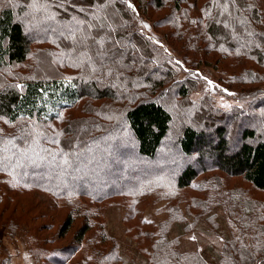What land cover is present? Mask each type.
<instances>
[{
	"label": "rangeland",
	"instance_id": "1",
	"mask_svg": "<svg viewBox=\"0 0 264 264\" xmlns=\"http://www.w3.org/2000/svg\"><path fill=\"white\" fill-rule=\"evenodd\" d=\"M14 1L17 0H0V10L10 3L14 8ZM145 1L149 6L144 8L145 11H137L136 15L130 13L131 19L146 40L148 38L151 43L158 45L168 56L170 64L166 63L172 67V80L175 78L177 84L185 85L188 90L186 99L178 97L180 86L167 89L163 94L161 104L173 115V124L159 159L137 162L134 141L127 130L123 114L115 116L113 112L117 107H105L103 102L87 98L74 109L63 112L61 123H57L56 127L68 128L72 126L71 121L78 118V124L74 126L78 135L84 136L85 130L93 126L90 122L98 123L101 128H109L110 131L104 139L85 142V147L76 150L68 164L64 162L62 165L56 154L46 163L42 150L32 144L23 149L9 142L3 144L0 146V264H23L22 260L26 261L25 264H60L61 261L152 264L154 246L165 227H169L168 237L175 244L182 262L187 264L189 256L198 253L209 264H219L223 241L230 238L227 221L230 218L237 219V208L241 210V205L249 201L253 209L260 210L264 216V192L254 189L242 177H227L215 164L219 150V129L224 134L227 143L225 154L229 157L237 153L243 143L255 145L264 142V64L257 65L253 60L232 54L225 57L218 48H210L209 37L202 40L201 51L194 49V42L188 44L165 24L173 9L170 0H164L167 5L160 10H157L153 1ZM204 1L186 0L184 7ZM27 2L29 4H20L14 9L26 35L35 42L27 61L12 66L5 74L20 80L72 78L79 73L74 67L84 60L82 58L75 62L74 66V59L68 55L71 51L69 41L49 30L51 26L59 27V22L67 18H59L48 7L51 4L57 13L61 9L66 14L74 9L73 14L84 18L88 13L90 19L91 10L99 9L98 1L74 0L64 9L56 8L53 2L58 3L57 0H50L46 11L40 10L45 2L40 1L35 7L32 6V0ZM247 2L250 4L249 9L257 6L261 10L260 21H264V0ZM116 5L114 3L106 9L112 19L115 17L114 12L121 20L109 19L113 27L121 25L125 18L118 13ZM78 8L83 11H78ZM242 10H245V6ZM49 13L55 15L56 19H48ZM260 21L252 26L264 34V22ZM144 24L149 27L144 28ZM129 32L127 28L123 33L129 35ZM112 35L116 39L117 35ZM229 42L224 38L216 40L217 44ZM122 43L126 45L124 50L127 53L123 62L131 56L129 62L133 71L139 73L138 76L149 71V77L154 81L164 78L160 72L164 71L161 64L165 60H161L153 43L147 46L140 39ZM74 56L75 53H72ZM107 105L119 104L115 102ZM107 115L114 116L108 120ZM88 117L95 121H88ZM4 124L0 119V127H5ZM188 127L205 135L200 154L191 158L185 157L179 146L182 134ZM245 131L255 132V139L244 141ZM81 140L84 141L83 137ZM23 152L28 155L21 156ZM189 167L201 172L190 188L177 191L174 197L151 193L137 201L133 200V192L157 179L153 178L156 172H162L160 176L166 178L161 185L163 192L169 194L176 179ZM13 183L19 185L12 186ZM56 189L83 190L98 196L108 192L111 195L100 202L80 201L79 197L73 205L59 198L54 191ZM233 192L238 193L237 203L229 201ZM171 199L174 202L181 201L177 211L168 204L167 200ZM74 208L83 216H90V222L95 225L82 246L74 242L81 230L82 220L74 221L69 231L64 229L68 215ZM234 208L236 213L230 215ZM236 223L239 224L238 221ZM193 236L195 240L190 238ZM37 238L43 244H39ZM53 254L51 259L47 258Z\"/></svg>",
	"mask_w": 264,
	"mask_h": 264
},
{
	"label": "trees",
	"instance_id": "2",
	"mask_svg": "<svg viewBox=\"0 0 264 264\" xmlns=\"http://www.w3.org/2000/svg\"><path fill=\"white\" fill-rule=\"evenodd\" d=\"M27 1H14V8L20 4H29ZM40 1L45 2V0ZM151 1L155 4L157 10L164 9L167 5L164 0ZM185 1L170 0L173 5L172 13L169 19L166 22L164 21L176 32L175 34L178 37L186 40L188 44L190 42V45L191 42H194L193 47L198 51H201L200 46L204 43L202 40L205 41V37H209L211 41H209L210 48L213 46L212 49L218 48L220 52L224 53L222 54L225 57L232 54L242 59L253 60L257 65L264 64V50L262 49L264 47V34L254 30V26H252L253 23L259 24L262 19L261 10L257 6L249 9L250 4L247 0H236L235 5L229 4L228 10L225 11L222 6L223 0H216V3L213 0H205L201 4L196 2L193 5L184 7ZM115 3L117 4L118 13L125 17L121 25H114L116 31L113 33L117 35L116 39L124 42L140 39L144 40L147 46L149 44L150 46L153 45L161 60H165L161 64L164 71L160 72L163 73L164 78L154 81L152 77H149V71L144 72L143 76H138L139 73L133 71L134 68L131 67L129 62L131 56L121 66H112L111 75L107 74L108 70L101 68L94 58L91 61H83L78 66L75 64L74 69H78L79 73L73 75L70 79L57 77L20 80L15 76H7L5 73L9 68L27 61L31 53V46L35 41L30 40L26 35L23 24L17 20L16 10L10 5L11 3L6 4L0 10V119L5 122V127H0V146L9 142L16 145L17 148L23 149L32 144V146L35 145L39 150H42L46 163L53 157V154H56L63 162L62 165L65 161L68 164L72 161L76 150L79 151L80 148L85 147V142L93 143L98 139H104L110 131L109 128H101L98 123L90 122L93 126L91 125L88 130H85L84 136L78 135L74 127L78 124V118L71 121L72 126L68 127L69 130L66 126L59 127L60 129L56 127L57 123H61L63 112L74 109L83 99L87 98L94 102H103L102 105L105 107H117L113 112L116 113L115 116L123 114L127 130L134 141L137 162H153L159 159L173 124V115L161 104L164 98L163 94L167 89L170 90L174 86H180L177 93L178 97L186 99L188 90L185 85L177 84L175 78L172 80L170 72L172 67L166 63L167 61L170 64L168 56L161 48L157 47L158 45L156 46L153 42L152 44L148 38L146 40V37L137 29L136 23L131 19L133 18L131 14L136 15L137 11L142 12L144 8L149 6L147 1L116 0ZM129 3L133 6L132 8L128 7ZM53 4L57 5L56 2H53ZM244 6L245 10H242ZM48 8L58 14L59 18L65 19L69 17L68 15H72L74 10L70 9V12L66 14L61 9H58L59 12L57 13L56 9H52L51 4ZM97 14L100 17L105 15L104 11L100 9H97ZM113 14H115V17L111 18L112 21H119L120 19L116 13L113 12ZM106 23L112 25L109 20ZM224 24H227L228 27H224ZM124 27L130 29L129 35L123 33L125 31ZM220 38L230 40V42L228 44H217L216 40L218 41ZM164 44H167V42H164ZM257 44H259V47L256 46ZM216 45L217 47H215ZM66 52L68 53V51ZM184 60L188 63L186 59ZM93 68L96 71H93ZM115 102L119 105H107ZM117 111H120V113ZM114 115H107L106 117L109 118L108 120H112ZM90 119L95 121V119L88 117V121ZM218 131H220V136L217 147L219 150L216 156V168L226 174L227 177H242L254 189L264 192V142L255 145L243 143L239 151L229 157L225 154L227 143L224 134L222 130L219 129ZM204 136L203 133H198L193 128H185L179 143L181 153L187 158L200 154ZM82 137L84 141L81 140ZM255 137L256 133L252 131H245L243 134L244 141H253ZM75 138L77 140L73 141ZM51 139L57 140L58 143L49 142ZM202 172L205 173L206 170ZM161 174L162 172H156L155 177L153 176V178H157L155 181L145 184L135 193L132 191L133 200L137 201L151 193L153 195L174 197L177 195V191L190 188L201 172L192 167L187 168L176 179L171 191L168 189L169 194L163 192L161 183L166 178L160 176ZM11 185L17 187L19 184L13 183ZM54 191H56L59 198L73 205L78 202L77 198L79 197H81L79 198L80 201L94 200L100 202L111 195L107 192L102 196H98L83 190L72 189H56ZM232 194L233 197L229 201L237 203L239 200L238 193L233 192ZM173 199L167 200V202L177 211L182 203H180L181 201L174 202ZM253 208V204L247 201L241 205V210L237 208L238 216L236 215V220L232 218H230V221L226 220L230 229V238L223 241L219 264H241L240 251L242 249L250 254L247 264H264V219H261L260 210L257 211ZM232 210L230 215L236 213L235 208ZM90 218V216H83L75 208L68 215L65 230L69 231L76 220H82L83 223L74 241L78 246H82L87 241L86 236L95 228V225L90 222ZM237 221L239 224L236 223ZM168 231L169 227L161 230V235L154 246L155 252L154 257H152V264H185L180 260L182 257L177 253L175 244L169 239ZM37 241L39 244H43L39 238H37ZM54 255L47 258L51 259ZM43 256L44 254L40 256V259ZM189 258L187 264H209L198 253L190 255ZM60 264L86 263L84 261L74 263L61 261Z\"/></svg>",
	"mask_w": 264,
	"mask_h": 264
},
{
	"label": "snow or ice",
	"instance_id": "3",
	"mask_svg": "<svg viewBox=\"0 0 264 264\" xmlns=\"http://www.w3.org/2000/svg\"><path fill=\"white\" fill-rule=\"evenodd\" d=\"M40 0H32V6L38 5ZM50 0H45V5L40 10L46 11V5ZM72 0H58L56 7L64 8L65 6L71 4ZM116 0H98L99 9L105 12L103 17L98 16L97 11L93 8L90 12L91 18L89 19V14L86 13L84 18H80L76 14L70 15L66 20L59 22V27L51 26L50 31L56 33L59 37L64 40L69 41L71 51L68 53L70 58L74 59L75 62L81 61H91L95 58L96 63H98L101 68L107 69V74L111 75L112 66L121 65L123 60L126 58V45L122 43V40H117L112 35L116 31L112 25L107 24L106 21L111 19V15L107 13L106 9L114 4ZM216 3V0H213ZM236 0H223L222 6L225 11L228 10L229 4L235 5ZM129 8L133 6L129 3ZM78 11H83V9L78 8ZM223 15V13H221ZM50 20H55L56 16L49 13L47 16ZM264 22V21H260ZM144 28H148L147 24L143 25ZM224 27H228L224 24ZM93 31L95 34H93ZM251 35V33H249ZM259 47V44L256 45ZM116 49H119L117 51ZM72 53L75 56L72 57ZM135 63V61H133ZM179 63V61H177ZM127 67V65H125ZM93 71H96L93 68ZM209 84L211 82L209 81ZM30 135V134H29ZM49 142L58 143L57 140L51 139ZM21 156H27V152L20 153ZM35 163V161H33ZM67 163V161H65ZM264 219V216L261 217ZM150 222V221H145ZM195 240V237H190ZM239 239V238H238ZM250 259V254L246 253V250L240 251L241 264H247Z\"/></svg>",
	"mask_w": 264,
	"mask_h": 264
},
{
	"label": "crops",
	"instance_id": "4",
	"mask_svg": "<svg viewBox=\"0 0 264 264\" xmlns=\"http://www.w3.org/2000/svg\"><path fill=\"white\" fill-rule=\"evenodd\" d=\"M25 262H26L25 260H22V261H21V263H23V264H25ZM29 262H30V261L28 260V263H29Z\"/></svg>",
	"mask_w": 264,
	"mask_h": 264
}]
</instances>
